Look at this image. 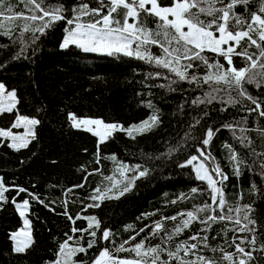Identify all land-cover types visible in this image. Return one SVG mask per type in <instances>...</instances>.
<instances>
[{"label":"trees","instance_id":"1","mask_svg":"<svg viewBox=\"0 0 264 264\" xmlns=\"http://www.w3.org/2000/svg\"><path fill=\"white\" fill-rule=\"evenodd\" d=\"M77 2L50 0L53 6L63 3L69 9ZM85 2L91 7L98 6L96 0ZM12 3L14 11L24 10L18 0H12ZM169 3L170 0H162V5ZM256 6L251 5L253 10ZM237 11L243 12L244 9L238 8ZM66 15L71 18L70 12ZM81 22H90V18L82 17ZM154 23L152 18L148 19L150 26ZM65 27L74 28L75 25L58 22L46 30V34L36 33L40 38L34 43L32 34L25 33L23 45L19 40L13 43L18 31L11 39L0 36V45H8L0 50V65L3 66L0 67V82L8 90L15 89L18 99L13 113L0 114V128H10L17 114L41 121L35 126L36 138L31 140L28 148L17 151L9 147L11 143L7 138H0V176L10 189L5 193L7 200L0 202V264H45V261L54 260L59 243L66 239L65 233L73 235L72 227H87L86 220L79 219L73 224L62 214L65 201L74 219L77 214L81 217L95 216L101 221V229H108L113 234L110 240L105 241L101 238L102 231L94 229L97 231V243L86 254L81 253L74 258L77 264H89L103 247L114 249L129 241L124 246L131 248L145 237L148 238L146 246L161 244L174 250V243L187 240L205 227L193 222L173 238L174 243H163L165 232L170 234L182 219L177 216L173 221L165 220V217L194 211L205 203H211L207 182L198 180L190 166H179L196 153L197 147H202L201 142L209 127L215 132L207 146L214 158V162H207L209 170L218 164L229 177L222 186L229 206H252L251 215L257 221L255 234L264 240V136L259 131L264 127V117L249 113L248 109L255 105L244 100L230 106L219 99L212 104H193L197 98L204 99L205 93L210 91L207 85L180 81L168 69L148 60L123 54L86 52L75 45L61 48ZM22 47H25V52L19 59H13ZM150 51L153 55H163L157 46H152ZM220 60L225 63L223 58ZM233 62L237 67L243 66L239 58L234 57ZM195 71L203 75L205 69L201 66ZM170 81H175L171 90ZM247 88L254 97L264 99V89H257L254 85ZM218 95L227 100L225 93ZM148 101L153 108L147 106ZM221 108H227V111H221ZM154 110L160 124L151 131L134 133L135 139L127 132L117 131L104 143H99V138L93 133L73 127L69 119V114L73 113L77 117L101 118L127 129L146 120ZM196 119H200L198 125L195 124ZM191 125L195 127L190 128ZM241 129L245 131L241 132ZM187 132H190V137L186 138ZM228 145L240 161L239 176L234 174L235 165L230 159ZM169 148L178 150L171 156L161 155ZM113 156L115 160L111 158ZM118 163L133 168L140 165V170H149L148 175L137 179L131 190L118 199L93 201L91 197L97 194L95 189H113V183L123 179L117 171ZM126 175L130 178L133 173L129 171ZM81 184L83 187H74ZM124 186V183L118 184L108 195H118L117 189L122 190ZM19 188L27 192L17 195ZM193 188L199 191L192 193ZM29 194L38 196L44 203L32 200ZM182 194L187 198L178 199ZM13 198L18 203L24 199L30 202L26 217L31 222L34 244L21 254L13 252L11 234L24 227L25 217L19 215L11 202ZM94 203H100V207H89ZM157 221L164 224V230L150 236ZM232 228V222L222 221L214 224L208 232H201V236H208V247L200 245L197 254L226 264L221 260L219 248L234 252V246H229L233 236L245 235L234 233ZM140 229L144 231L139 232ZM132 236L136 239L129 240ZM89 239L92 238L85 233L79 243L86 247ZM213 248L217 251H211ZM117 255L134 257L130 252ZM254 255L258 258L254 264H264V253ZM193 258L191 255L188 257ZM161 259L166 260L167 254L161 253Z\"/></svg>","mask_w":264,"mask_h":264},{"label":"snow or ice","instance_id":"2","mask_svg":"<svg viewBox=\"0 0 264 264\" xmlns=\"http://www.w3.org/2000/svg\"><path fill=\"white\" fill-rule=\"evenodd\" d=\"M18 2L23 4V11H14L15 5L12 0H0V36H8L11 39L14 32L18 31L19 35L13 39V43L19 40L23 45L25 33L32 34L31 39L34 43L40 38L36 33L44 35L46 30L61 21L66 25L74 24V28L65 27L61 48L66 49L75 45L86 52L123 54L154 62L174 73L180 81L187 80L197 86L203 84L210 88V91L205 93L204 99L197 98L193 104H212L213 101L219 99L221 103L235 106L247 100L255 105L254 108L248 109L249 113H258L260 117H264V107H262L264 99L254 97L247 88L248 85H254L257 89H264V0H170V3L166 5H162V0H96L97 7H91L90 3L85 0H78L70 9L63 3L53 6L50 0H18ZM253 4L257 5L255 10L251 7ZM238 8H243L244 11L239 12ZM69 12L71 18L66 15ZM82 17H89L90 22H81ZM149 18L154 20V26L148 24ZM152 46L159 47L163 55H153L150 51ZM7 47V44L0 45V50ZM25 50V47H22L20 53H17L13 59H19ZM234 57L243 61L242 67L234 64ZM220 58H223L227 67L225 63H221ZM201 66L205 69L203 75L195 71ZM0 67L3 66L0 65ZM172 83L175 81H170V90ZM221 92L227 95V100L224 96L218 95ZM233 93L236 95L233 96ZM17 104L16 90H8L5 84L0 82V114L13 113ZM147 106L153 108L151 101H148ZM220 110L227 111V108ZM207 114V112L204 113L205 116ZM69 119L73 127L84 128L97 136L99 143L106 142L117 131L127 132L128 136L135 139L134 133L149 132L160 124L155 110L146 120L127 129L117 123H105L99 118L78 119L73 113L69 114ZM40 123L39 119L17 114L10 128H0V138H10L9 147L17 151L28 148L31 140L36 138L35 126ZM199 123L200 119H196L195 124ZM192 127L195 125L190 126ZM13 128H23L24 132L22 134L13 133ZM243 131L245 129H241V132ZM259 131L261 136H264V127ZM214 135V130L209 127L201 142L202 147H197L196 153L190 155L183 164L179 165L180 167L190 166L198 180L207 182L211 203H205L194 211L180 212L176 216L165 217V220L173 221L177 220V216L182 219L170 234L165 232L166 239L163 243H174L173 238L188 229L193 222H199L205 227L187 240L174 243V250L162 247L161 244L146 246L148 238L145 237L131 248L124 246L129 241H124L114 249L103 247L98 255L89 261V264H173V261L175 264H219L218 261L208 256L197 254V250L200 245L208 247V236H201V232H208L214 224L222 221L232 222L231 231L245 235L233 236L229 246H234V252L219 248L222 253L221 260L226 264H254L257 261L258 258L254 253H264V240L255 234L257 221L252 218V206L242 205L235 208L229 206L222 187L229 177L224 174L218 164L212 167L211 171L209 170L207 162H214V158L207 150V146L210 145ZM185 137H190V132L185 133ZM227 147L231 152L230 159L235 165L234 174L239 176L241 174L240 161L235 152L231 150V146ZM177 150L169 148L167 153L161 155L171 156L172 152ZM111 158L116 159L115 156ZM117 171L123 179L113 183V189H116L118 184L124 183L122 190L117 189L118 195L109 196L108 193L113 189L101 191L97 188L94 190L97 194L91 197L93 201L118 199L131 190L137 179L147 176L149 172L147 168L140 170V165L133 168L122 163H118ZM129 171L133 173L130 178L126 175ZM108 179L113 178L108 177ZM74 187H83V185ZM9 190L5 186L4 178L0 176V202L7 200L5 193ZM68 191L71 192L72 189ZM198 191L197 188L191 189L192 193ZM26 192V189L19 188L17 195ZM29 195L32 200L44 203L38 196ZM186 198L183 194L178 197V199ZM11 202L19 215L25 217L24 227L11 234V239L14 241L13 252L26 253L34 244L31 222L26 217L30 202L29 199H24L18 203L15 198ZM64 207L65 211L62 214L73 224L76 220L84 219L87 221V227L83 229L72 227L73 235L65 233L66 239L59 243L55 259L45 261V264H77L74 258L81 253L86 254L97 243L95 239L97 231L94 229L102 231L101 238L105 241L110 240L113 235L110 230L101 229V221L95 216L81 217L77 214L74 219L67 210V201ZM89 207L98 208L100 203H94ZM202 213L206 215L202 217L200 215ZM163 230L164 224L157 221L149 235H158ZM143 231L144 229L139 230V232ZM77 233L80 235H75ZM85 233L92 238L87 241L86 247L79 243L84 239ZM135 239V236L129 237V240ZM211 251L215 252L217 249L213 248ZM121 252L134 253V257H120L117 254ZM161 253L167 254L166 260L161 259ZM190 255L194 258L188 259Z\"/></svg>","mask_w":264,"mask_h":264},{"label":"rangeland","instance_id":"3","mask_svg":"<svg viewBox=\"0 0 264 264\" xmlns=\"http://www.w3.org/2000/svg\"><path fill=\"white\" fill-rule=\"evenodd\" d=\"M77 118L78 119H83V118H89V117H77ZM92 119H97V118H92ZM99 119H101V118H99ZM105 123H108V122H105ZM93 127H95V126H93ZM82 129H84V128H82ZM12 131H13V133L22 134L24 132V129L23 128H20V129L14 128ZM7 139L11 143V139L10 138H7Z\"/></svg>","mask_w":264,"mask_h":264}]
</instances>
